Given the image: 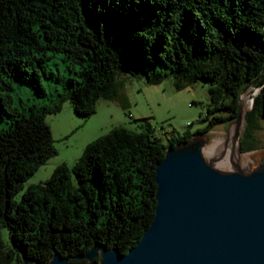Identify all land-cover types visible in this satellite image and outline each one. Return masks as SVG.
I'll list each match as a JSON object with an SVG mask.
<instances>
[{"label":"trees","instance_id":"16d2710c","mask_svg":"<svg viewBox=\"0 0 264 264\" xmlns=\"http://www.w3.org/2000/svg\"><path fill=\"white\" fill-rule=\"evenodd\" d=\"M55 54L70 72L48 98L42 77ZM120 70L153 85L172 76L179 89L208 82L203 128L162 141L148 122L139 131L115 127L17 199L57 155L46 115L61 112L64 101L79 117L93 115L98 99L114 97ZM15 80L48 102L20 111ZM249 88L258 92L245 113L242 153L262 148L264 0H0V118L9 117L0 130V264H47L54 252L66 264H87L77 256L96 245L125 256L154 218L155 167L165 148L230 125Z\"/></svg>","mask_w":264,"mask_h":264},{"label":"water","instance_id":"95a60500","mask_svg":"<svg viewBox=\"0 0 264 264\" xmlns=\"http://www.w3.org/2000/svg\"><path fill=\"white\" fill-rule=\"evenodd\" d=\"M245 92L230 124L238 153L253 106L252 98L244 108ZM208 134L165 148L155 167L154 218L125 256L96 245L77 257L87 264H264V148L242 153L253 160L248 167L230 161L220 168L203 154ZM67 261L54 252L47 264Z\"/></svg>","mask_w":264,"mask_h":264},{"label":"rangeland","instance_id":"374dc122","mask_svg":"<svg viewBox=\"0 0 264 264\" xmlns=\"http://www.w3.org/2000/svg\"><path fill=\"white\" fill-rule=\"evenodd\" d=\"M47 68L48 77H42L44 88L48 98L56 97L55 90L62 91L70 71L60 54L47 60ZM176 83L172 76H168L158 85L148 84L143 77H135L120 70L114 79V97L98 99L95 113L88 118L77 116L69 101H64L61 112L45 117L51 127L57 155L48 159L27 179L16 198L20 199L27 187L47 180L57 166L65 164L70 168L80 158L85 145L115 127L122 126L131 131H139L141 125L148 122L162 141L172 132L183 134L184 131L195 132L203 128L204 123L199 120L211 105L209 83L201 79L192 83L184 82L181 89L176 87ZM257 92L258 89L249 88L242 94L244 108L250 106L252 96ZM12 96L14 107L26 113L31 105L41 106L48 102L46 98L37 95L31 84L17 80L14 81ZM8 122L9 117L0 118V130L8 128ZM231 131V125H220L206 135V143H212L220 136L224 140L229 139ZM257 138L262 147L256 149L258 152L264 148V122ZM7 230L5 227L1 232L3 239L9 243Z\"/></svg>","mask_w":264,"mask_h":264},{"label":"bare ground","instance_id":"6f19581e","mask_svg":"<svg viewBox=\"0 0 264 264\" xmlns=\"http://www.w3.org/2000/svg\"><path fill=\"white\" fill-rule=\"evenodd\" d=\"M233 131L229 135V139H223V137H218L212 143H209L205 149H203V154L205 158L217 167H226L230 164V161L241 166L242 168L252 165L253 160L250 154L238 153L237 142L233 141L232 138Z\"/></svg>","mask_w":264,"mask_h":264}]
</instances>
